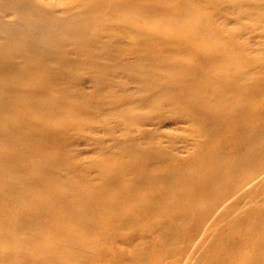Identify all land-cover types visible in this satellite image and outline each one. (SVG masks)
<instances>
[{
	"label": "bare ground",
	"instance_id": "obj_1",
	"mask_svg": "<svg viewBox=\"0 0 264 264\" xmlns=\"http://www.w3.org/2000/svg\"><path fill=\"white\" fill-rule=\"evenodd\" d=\"M200 1L0 0V264H104L108 239L129 255L113 264L159 246L161 264L190 247L199 264H264V0ZM122 36L138 62L119 63ZM107 97L130 158L82 165L80 141L105 145V107L87 115ZM170 119L197 141L187 160L132 133Z\"/></svg>",
	"mask_w": 264,
	"mask_h": 264
},
{
	"label": "rangeland",
	"instance_id": "obj_2",
	"mask_svg": "<svg viewBox=\"0 0 264 264\" xmlns=\"http://www.w3.org/2000/svg\"><path fill=\"white\" fill-rule=\"evenodd\" d=\"M197 2L200 3L201 1L197 0ZM257 3L259 4V8H260L259 11L264 10V2L258 1ZM257 22L264 23V19L263 18H257ZM237 25L238 24H236L235 27ZM109 31L112 33H117V29H109ZM247 36H249V34H245L242 37L240 35H238L239 42L243 41V39H245V37H247ZM239 42H237V43H239ZM114 43L117 47L116 57L119 60V63L122 64V63H126V62H128V63L138 62L135 53L131 50L130 38H128L126 36L118 37L117 40H114ZM133 83H135V82H133ZM80 87L83 88L81 90L84 93H86L87 95H90L94 92L96 85H94L93 80H91L87 77L82 81V83L80 84ZM112 100H113L112 98L107 97L102 101L93 102L91 100V103L89 104V112H88L87 117L95 115L96 112L98 111V109L102 105H103V107H105V111H103L101 114H99L98 116H96L92 119V123L97 127L99 126L97 129V134L103 140H105V145L103 148L100 149L99 146L96 144V142L93 139H91L87 142L80 141V144L79 145L77 144V145H78L79 151L81 152V155H82V165L89 164V160L91 158H100V157L106 156V155H117V156L123 155L124 158H126V159L130 158L129 154L123 153V151H122L123 148H120V142H118L116 140V138L114 137L115 134L118 137L121 135L124 137V135L127 131L125 129V126L119 122H115L114 118H112V119L107 118V116H108L107 111L112 109V107L114 106ZM169 113H170L169 111H166L163 116L167 117V115H169ZM103 118H107L108 123H110L115 128V131L113 133H111V131L108 130V128L105 126V124H103L104 123ZM160 121L161 122H157V123L156 122H149L146 125H143V131L133 130L132 133L134 134V137H137L140 140H148L149 137L152 136L158 140H161V142L163 143V145L165 147H168L171 142H175L176 143V152L181 155L183 160H187L189 158V156H191V151L196 148L195 145L197 144V141L195 143L194 139L189 136L190 132L187 130L189 127V122H187V121L177 122L175 119H170V120H165V121L160 120ZM202 124L204 127H208V126L211 127L212 121L209 119H205L204 121H202ZM124 141L125 142H131V140H129V139L127 141L126 140H124ZM124 145L125 144L123 143V147H124ZM177 146H178V148H177ZM159 162L163 166L169 165V160L166 161V160L160 159ZM182 163H184L183 165L186 164V162H182ZM154 165H155V162L150 161L148 167H152ZM257 203H258L257 199L250 202V204H257ZM248 206L245 208V210L248 208ZM212 231H213V229L208 230V232H212ZM214 232L216 234H218L219 230L215 229ZM213 243L214 242H211V240H209V241L207 240L208 245H212ZM104 245H105V247H103ZM102 248H103V251L101 253L108 260L107 263H104V264H113V261H110V260H112L115 257H120L124 260L129 258L127 250H120L116 246H112L111 239L104 241L102 244ZM110 248L113 249V251H114L113 253L109 252ZM194 249H195V247H190L187 249V251L185 252V254L183 256V260H182L181 264L193 263V260H195V258H194L195 250ZM161 251H162V248L160 246L157 248H155V247L152 248L151 257H150V255H148V258H147V260H148L150 257V264H161L159 262V260H157V257L159 256ZM206 256H207L206 253H203L199 257V259H204ZM170 263L171 262H169V264ZM194 263L197 264L198 263L197 260H195ZM84 264H92L91 259L88 261L85 260ZM163 264H167V263H163Z\"/></svg>",
	"mask_w": 264,
	"mask_h": 264
}]
</instances>
